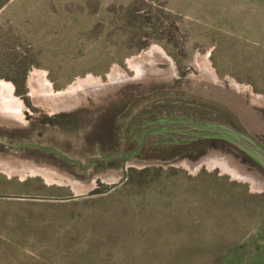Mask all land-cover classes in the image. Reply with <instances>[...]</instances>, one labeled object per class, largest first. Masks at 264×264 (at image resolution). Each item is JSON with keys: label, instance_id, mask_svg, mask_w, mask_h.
I'll return each instance as SVG.
<instances>
[{"label": "rangeland", "instance_id": "obj_1", "mask_svg": "<svg viewBox=\"0 0 264 264\" xmlns=\"http://www.w3.org/2000/svg\"><path fill=\"white\" fill-rule=\"evenodd\" d=\"M88 79L102 91L67 104L42 92ZM0 81L23 106L21 121L0 116V196L108 190L118 163L70 164L120 151L127 124L154 105L227 119L264 148V0H0ZM208 150L134 158L105 196L0 199V264H264V172Z\"/></svg>", "mask_w": 264, "mask_h": 264}, {"label": "flooded vegetation", "instance_id": "obj_2", "mask_svg": "<svg viewBox=\"0 0 264 264\" xmlns=\"http://www.w3.org/2000/svg\"><path fill=\"white\" fill-rule=\"evenodd\" d=\"M217 121L220 123L227 124L236 130H239L231 121L216 117L210 114L195 109L193 106H182V105H154L152 108L144 109L138 112L133 120L127 124L128 145L122 148L120 151H111L106 155L96 156L94 158H102L117 154L127 153L133 150L141 136L150 129H159L156 132L149 134L145 140L142 149L135 155L137 157H148V158H168V159H179V158H197L209 152L210 147H215L219 144L223 147H227L230 150L237 152L239 155L244 157L246 160L251 162L253 165L261 169L245 154L239 152L233 146L226 141L203 137L201 135H212L208 132H201L195 129L178 127L181 125L180 121ZM240 131V130H239ZM45 154L53 156L56 159H60L58 153H51V149L39 150ZM92 158V159H94ZM108 162H116L121 167L120 160H110L105 162L96 161L90 167H86L87 164L81 166L79 164H70L78 168L81 172H89L96 166L100 167L107 164ZM262 170V169H261ZM263 171V170H262Z\"/></svg>", "mask_w": 264, "mask_h": 264}, {"label": "water", "instance_id": "obj_3", "mask_svg": "<svg viewBox=\"0 0 264 264\" xmlns=\"http://www.w3.org/2000/svg\"><path fill=\"white\" fill-rule=\"evenodd\" d=\"M181 125L178 127H186L195 129L201 132H208L212 135H201L203 137H210L215 139H220L223 141H226L231 146H233L235 149H237L239 152L245 154L247 157H249L255 164H257L264 172V148L259 145L255 140L244 134L243 132L236 130L235 128L220 123L217 121H202V122H193V121H180ZM161 128L158 129H150L146 131L142 136L139 142L137 143L136 147L123 154H117L102 158H94L90 160L86 167H90L94 162L100 161H110V160H120L121 161V180L108 190L100 193L90 194V195H80V196H73L63 199H48V198H23V197H12V196H0V199L5 200H31V201H39V202H58V203H67L82 199H87L91 197H98V196H105L110 194L113 190H115L117 187L122 185L127 178V164L134 159L135 155L142 149L145 140L147 136L153 132L158 131ZM84 166V165H81Z\"/></svg>", "mask_w": 264, "mask_h": 264}, {"label": "bare ground", "instance_id": "obj_4", "mask_svg": "<svg viewBox=\"0 0 264 264\" xmlns=\"http://www.w3.org/2000/svg\"><path fill=\"white\" fill-rule=\"evenodd\" d=\"M155 52L161 54V56L163 57V55H162V53L160 51H155ZM148 55L151 58L153 57V53L152 52H150ZM133 68H135V66H133ZM123 80H125V77L123 75H120L119 74V75H116L115 76L113 83L114 84H117V83H119V82H121ZM31 82L34 85H35V83L38 84L39 82L40 83L43 82L42 76H39V75L34 74L33 77H32V81ZM101 88H103V87L100 85V83L98 81H95V80H92V79H88V80H83V81H80V82L76 83L74 86H71L65 92H60V93H56V94H53L51 92V90H50L51 88H49L45 84L44 90L42 88V92L44 93L43 94L44 96H47V98H50L52 96L53 98H56L58 101L60 99L65 100L64 103L67 104V103H70L71 102L70 99H71V97L73 98V96H75L74 98H77L78 96H81V94H83L84 91L85 92H88L89 90L90 91H94V92H97V91H100V90L102 91ZM49 93H51V96L50 97L47 95ZM60 102H62V101H60ZM22 109H23V106H22L21 102L18 101V99L13 96V87L10 84H7V83H5L3 81H0V116L1 117H8V116L17 117V119H19V121H21V118H22L21 117L22 116L21 115ZM1 117H0V119H2ZM4 120H6V119L4 118ZM215 164L218 165V166H220L223 171L229 172V173H231L235 177H239L240 176V174H238V172L235 171V169H232V167H230V165H228L226 163L224 164V163L216 162ZM215 164H214V166H215ZM33 171L36 172V173H41V174H44V175L45 174L49 175L48 171L45 170V169H42V168L41 169H35L34 168Z\"/></svg>", "mask_w": 264, "mask_h": 264}, {"label": "trees", "instance_id": "obj_5", "mask_svg": "<svg viewBox=\"0 0 264 264\" xmlns=\"http://www.w3.org/2000/svg\"><path fill=\"white\" fill-rule=\"evenodd\" d=\"M26 71H27V67L23 68V70H22V75H23V76H24V74L26 73Z\"/></svg>", "mask_w": 264, "mask_h": 264}]
</instances>
